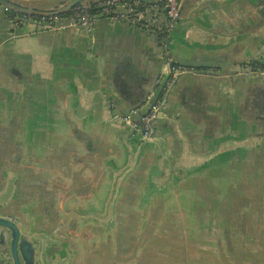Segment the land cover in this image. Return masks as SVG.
I'll list each match as a JSON object with an SVG mask.
<instances>
[{
	"label": "water",
	"instance_id": "obj_1",
	"mask_svg": "<svg viewBox=\"0 0 264 264\" xmlns=\"http://www.w3.org/2000/svg\"><path fill=\"white\" fill-rule=\"evenodd\" d=\"M99 1L0 4L50 15ZM176 26L167 41L171 65H217L220 71L194 73L218 78L235 72L224 60L176 58L171 48ZM58 98L54 138L32 159L21 153L15 192L0 205V264H264V145L166 172L153 141L154 121L164 106L150 121L147 137L138 131L126 141L114 121L80 117ZM119 125L135 131L125 120ZM9 160L8 154L0 158L3 189Z\"/></svg>",
	"mask_w": 264,
	"mask_h": 264
},
{
	"label": "crops",
	"instance_id": "obj_2",
	"mask_svg": "<svg viewBox=\"0 0 264 264\" xmlns=\"http://www.w3.org/2000/svg\"><path fill=\"white\" fill-rule=\"evenodd\" d=\"M141 1L155 6L148 17L162 24L164 0ZM23 25L15 26L0 4V158L10 155L0 205L15 192L21 153L32 159L54 138L58 95L62 106L69 102L80 117L114 121L118 134L130 141L135 132L119 124L126 116L138 119L133 110L145 109L164 69L152 27L107 15L97 18L92 34ZM171 48L176 58L228 61L235 72L218 78L189 71L174 78L163 115L154 121L153 141L162 153L163 170L182 172L264 145V77L243 72L264 60L259 0H181Z\"/></svg>",
	"mask_w": 264,
	"mask_h": 264
},
{
	"label": "built area",
	"instance_id": "obj_3",
	"mask_svg": "<svg viewBox=\"0 0 264 264\" xmlns=\"http://www.w3.org/2000/svg\"><path fill=\"white\" fill-rule=\"evenodd\" d=\"M121 7L122 9H118ZM163 7L166 11V23L164 32L160 37V46L163 50L166 66L164 68L163 97L149 104L148 111L142 113L139 119L124 117L125 121L134 127V132L141 131L142 136L147 137L151 132L150 121L159 116L162 107L166 103V94L174 78L183 72H195V68L179 62L171 65L172 55L168 48V37L181 17V0H164ZM155 6L148 5L141 0H101L90 7H82L66 13L38 15L21 13L13 15L15 26L27 24L36 29H65L72 28L92 34L95 22L101 15H107L113 19H126L134 25L141 24L145 17L151 15ZM9 9V8H7ZM243 72L247 75L264 76V60L254 61L248 64Z\"/></svg>",
	"mask_w": 264,
	"mask_h": 264
},
{
	"label": "flooded vegetation",
	"instance_id": "obj_4",
	"mask_svg": "<svg viewBox=\"0 0 264 264\" xmlns=\"http://www.w3.org/2000/svg\"><path fill=\"white\" fill-rule=\"evenodd\" d=\"M9 11V15H10V19L11 21L13 22V15L15 14H19L18 12L16 11H13L12 12V9H7ZM164 21L162 22V24H160L159 26H156L155 25V21L153 18H148V20H143L141 24H138L137 26L139 27H152V31L153 33L155 34V37L157 39V43L161 49V46H160V37L162 36V33L164 32V27H165V23H166V18H167V15H166V11H165V14H164ZM121 20H126V19H121ZM147 22H149L147 24ZM52 30H56V29H52ZM161 52H162V55H163V50L161 49ZM166 66V62H165V59H164V55H163V68H165ZM164 69H162L161 73H160V77L158 79V83L156 85V90L152 91L150 93V95L148 96V98L146 99L145 101V109L138 112V108L134 109L133 112L134 113H137L138 114V119L140 117V115L146 111L149 110L150 108V105L151 103H153L154 101L158 100L159 98H162L163 97V84H164ZM132 115V114H130ZM126 117H131V116H126ZM135 119V118H134Z\"/></svg>",
	"mask_w": 264,
	"mask_h": 264
},
{
	"label": "trees",
	"instance_id": "obj_5",
	"mask_svg": "<svg viewBox=\"0 0 264 264\" xmlns=\"http://www.w3.org/2000/svg\"><path fill=\"white\" fill-rule=\"evenodd\" d=\"M13 11H14V10H12V12H13ZM148 18H149V17L147 16V17L144 18V20H148ZM148 23H149V22H147V24H148Z\"/></svg>",
	"mask_w": 264,
	"mask_h": 264
}]
</instances>
